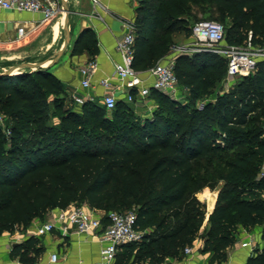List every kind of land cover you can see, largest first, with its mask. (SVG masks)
<instances>
[{
  "label": "trees",
  "instance_id": "trees-1",
  "mask_svg": "<svg viewBox=\"0 0 264 264\" xmlns=\"http://www.w3.org/2000/svg\"><path fill=\"white\" fill-rule=\"evenodd\" d=\"M190 5H205L230 21L229 46L245 44L249 32L252 44L264 40V0H152L136 21V70L155 65L169 50L174 15ZM73 46L74 54L97 53L89 29ZM226 69V60L203 52L178 57L174 73L180 87L200 97ZM63 93L49 68L0 77V107L11 135L7 146L0 131V233L83 201L106 214L136 207V228L151 232L140 243L122 246V261L132 258L133 264L181 259L198 237L200 251L212 252L221 264L240 227L261 226L264 240V59L231 92L202 109L152 91L158 110L142 122L132 120L133 111L122 101L111 112L85 103L63 111L58 126L44 124L45 98ZM220 183L209 228L200 233L205 205L196 195ZM43 253L38 238L31 237L14 246L11 257L34 264ZM247 264H264V249Z\"/></svg>",
  "mask_w": 264,
  "mask_h": 264
},
{
  "label": "crops",
  "instance_id": "crops-1",
  "mask_svg": "<svg viewBox=\"0 0 264 264\" xmlns=\"http://www.w3.org/2000/svg\"><path fill=\"white\" fill-rule=\"evenodd\" d=\"M149 2H152V0H69L68 6L71 11L70 45L61 58L49 67V72L58 79L63 91L71 99L72 94L78 92L81 95L94 98V102L88 101L86 103L99 104L104 90L98 82L103 78H110L112 86L119 84L114 77V64L120 60L117 44L126 31V25L134 23L136 27V21L141 16L143 7ZM42 19L43 14L39 12L0 10V52L7 54L3 55L7 57L6 63L14 62L16 52H22L21 54L24 55L23 58L26 61L29 57H33L34 53H37L43 56V60L48 64L52 62L54 54L62 46V12L50 22L43 23ZM19 27H24L28 36L24 41L15 42ZM85 29H89L96 39V54H92L90 51L73 53L74 41ZM31 43H36V48L22 51L27 47L29 48L28 45ZM178 57L174 56L171 51H167L158 58L156 63L169 59L176 62ZM90 60L97 62L98 71L92 80V87L84 90L80 88L79 69ZM153 66L136 71L142 78H146L148 77L149 69ZM147 79L145 84L150 83V79ZM117 100L118 102H124V94L118 93ZM136 100L142 102L139 99ZM74 107L77 106L74 104ZM140 107H143L142 112L148 114L152 105L142 104ZM221 185L222 183L214 190L206 187L196 195L206 207L200 233L205 232L209 228L208 220L214 209ZM90 209L100 218H104L106 215L104 210ZM55 210H50L45 214L47 218L45 221L50 218L51 213ZM45 221H41V218H35L26 227L16 226L13 230L0 233V264H21L17 259H12V249L15 244L24 243L31 237L38 238L44 248V253L34 264L99 263L100 243L97 235L78 234L73 228H70L67 230V234H62L59 230H55L50 234L36 237L34 235L36 227ZM201 246L202 239L198 237L192 245L190 254H184L181 259L167 258L163 264H218L212 252L200 251ZM263 249L264 240L262 239L261 226H254L249 229L240 227L235 242L226 251V260L222 261L221 264H247L250 257ZM52 253H57L58 255L56 263H50L49 261ZM122 254L123 249L120 246L113 264H127L128 261H130L129 264H133L132 258L122 261Z\"/></svg>",
  "mask_w": 264,
  "mask_h": 264
},
{
  "label": "built area",
  "instance_id": "built-area-1",
  "mask_svg": "<svg viewBox=\"0 0 264 264\" xmlns=\"http://www.w3.org/2000/svg\"><path fill=\"white\" fill-rule=\"evenodd\" d=\"M95 1V0H94ZM0 10H12L17 12L42 13V22H50L61 12L59 0H0ZM126 31L117 44V52L120 60L114 64V77L119 82L112 86L110 78H103L98 83L104 93L99 104L107 112H111L118 100V93L124 94L126 103H133L136 99L145 101L152 91L163 93L174 100L179 99L181 87L174 73V60H166L156 63L148 71V77L142 78L134 68V46L136 27L134 23L125 26ZM28 36L24 27L17 29L15 42L24 41ZM191 37L195 43L197 53L225 54L229 78L246 77L256 70L259 61L264 59V40L258 48L252 47V35L243 46H228L221 48L225 41L223 26L215 21L201 20L196 22L191 31ZM98 71L95 60L88 61L79 69L80 88L88 90L92 87V80ZM150 79L149 84L145 82ZM74 104L79 108L86 102H94V98L84 96L78 92L72 94ZM204 104L201 105V109ZM5 118L0 115V127L4 129L6 137H10V130L4 124ZM104 218H100L87 206L71 205L65 209H56L50 218L40 223L34 235L41 237L59 230L67 234V230L73 228L78 234L97 235L100 243V260L98 264H113L118 248L132 243H140L144 238V232L136 228V214L134 211L108 212ZM192 252V246L184 249V254ZM57 253L49 257L50 263H56Z\"/></svg>",
  "mask_w": 264,
  "mask_h": 264
},
{
  "label": "rangeland",
  "instance_id": "rangeland-1",
  "mask_svg": "<svg viewBox=\"0 0 264 264\" xmlns=\"http://www.w3.org/2000/svg\"><path fill=\"white\" fill-rule=\"evenodd\" d=\"M69 2V0H68ZM205 6V5H204ZM204 6H196V5H190V6H185L183 9L179 7L181 10V14L174 15V18H176V23L177 26L175 27V30L172 35L168 36V39H170L171 46L168 51H171L172 54L176 57H187V58H193L197 53L195 49V43L191 37V31L193 25L201 20H209V21H215L220 23L225 32V37H229V28L231 27V23L229 20L221 21L217 14H214L212 10H209L207 7ZM177 18H179L177 20ZM73 36V33H72ZM63 43V35L61 38V44ZM244 42L240 43V46H243ZM29 48H25L22 51H29L32 48H36V43H31L28 45ZM229 45H227L226 41H224L221 45V48L227 49ZM253 48H258L257 45L252 44ZM17 54L15 55L14 62L6 63V58L3 55L2 52H0V72H5L9 70L10 68L16 66L17 64L21 63L24 61V55H22V52H16ZM33 57H29L27 61L29 62H41L44 61V57L41 56L40 54L34 53ZM217 60L219 62L225 61L226 57L225 54H215ZM18 58V59H17ZM241 81V78H229L226 74L220 78L214 79V84L213 86L209 89L208 94L202 95L200 97H194L191 94L188 93L186 89H183L181 87V93L179 94V99L175 100L180 106H195L198 109H201L202 104H208V103H214L216 99L224 94H228L231 92V90L235 87V85ZM169 100H172L169 96H166ZM174 100V99H173ZM58 104H61L62 107L60 108ZM142 104H151L152 107H150V111L148 114H145L142 112V108L140 107ZM128 106L131 108L133 111V115H131L132 120H137L139 122L145 121L147 119H152L154 113L158 110V103L154 99V96L151 95L148 97L145 102H138V100L134 101L133 103H128ZM74 108V101L71 99L65 92L63 94H51L48 95L45 98V107H44V124L48 126H54V125H59V117L63 116L64 113L63 111H69ZM0 115H2L5 119H7V115L4 113V110L2 107H0ZM256 116V115H255ZM108 117L112 118L111 113H108ZM257 117V116H256ZM258 118V117H257ZM6 124V121L4 122ZM98 130V129H97ZM2 133H4V129L1 128L0 130ZM97 133H101L103 131H96ZM5 134V133H4ZM11 136V135H10ZM6 137V136H5ZM6 145L9 146V137H6ZM202 170H204L205 165L202 164L201 166ZM264 172V162L261 164L260 167V173ZM201 201V200H200ZM202 202V201H201ZM203 203V202H202ZM87 205L83 201H78L75 206H83ZM205 205V204H204ZM88 206V205H87ZM206 209V207H205ZM134 211L136 210L135 206H131L130 208H122V209H111L107 210L108 212H119V211ZM47 218L46 216H43L41 218V221H45ZM144 234L151 232L150 229H146L143 231ZM130 261L127 262L129 264Z\"/></svg>",
  "mask_w": 264,
  "mask_h": 264
},
{
  "label": "water",
  "instance_id": "water-1",
  "mask_svg": "<svg viewBox=\"0 0 264 264\" xmlns=\"http://www.w3.org/2000/svg\"><path fill=\"white\" fill-rule=\"evenodd\" d=\"M61 4V12L63 17V43L60 49L54 54V58L50 64L46 61L43 62H28L24 60L23 62L17 64L16 66L10 68L5 72H0V77H13L24 74L28 71L44 70L49 68L54 64L61 56L64 54L71 40V25H70V8L68 6L67 0H59ZM15 244L14 246H16Z\"/></svg>",
  "mask_w": 264,
  "mask_h": 264
}]
</instances>
